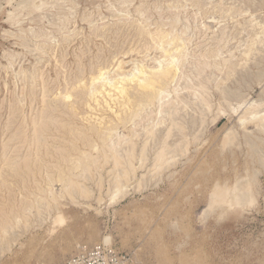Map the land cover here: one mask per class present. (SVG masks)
I'll use <instances>...</instances> for the list:
<instances>
[{"label": "rangeland", "instance_id": "obj_1", "mask_svg": "<svg viewBox=\"0 0 264 264\" xmlns=\"http://www.w3.org/2000/svg\"><path fill=\"white\" fill-rule=\"evenodd\" d=\"M17 1L21 0H0V221L6 222L12 215L23 212L22 200L32 199L41 188L47 191V195L51 190L59 193L62 184L58 181L50 183V180L55 179L61 168L74 164V159L69 165L62 163L61 153L56 150L64 144L60 132L57 134L54 129L46 132L51 148L42 152L30 150L22 138L21 131H28V123H32L43 107L45 91L50 90L49 100L59 99L56 100L58 110L54 112L57 118L70 119L67 116L71 113L62 106L58 96L65 85L72 87L73 81L81 75L86 76L83 82H88L91 72L105 65L108 76L113 77L118 73L117 64L122 59L126 62L124 71H130L136 67L135 63L153 66L157 59L164 58L158 40L155 42L140 35V22L147 23L146 27L151 30L158 27L167 30L171 29L172 19L178 18L180 21L173 33H182L185 27L189 28L187 35L190 33L191 44H187V49L190 54L171 87H183L190 79L197 83L205 76L210 93V100H207L212 108L203 110L202 104L195 101L196 97L183 90L189 105H179L176 117L184 123L190 141L187 154L175 152L172 159L176 162L171 161L159 168L161 171L153 167V159L164 140L169 121L162 124L156 137L159 140H149L151 149L149 144L146 149L149 160L144 161L147 163L142 167L139 166L141 161L134 159L138 166L136 175L133 173L130 179L123 180V185H127L123 189L124 195L117 196L113 203L111 195L115 184L111 183L112 177L121 169L112 170V162L105 163L101 159L99 165L103 167L87 182L94 195L77 196L76 199L65 195L57 202L56 199L50 200L51 205L44 204L39 211L32 208L30 213L34 214L31 213L29 227L23 225L14 229L0 244L1 247L4 245L3 250L0 249V264H64L81 246L105 242L106 235L112 237L107 243L130 253L138 264H264V163H261L264 161V131L262 133L252 121L246 120L242 125L239 121L240 116L248 115L251 110L264 113V42L260 41L264 39V0H43L49 8L34 14L22 11L19 15L21 23L14 25L8 12L19 5ZM254 38L253 51L247 57L245 51ZM206 62H210L206 72L196 76V68ZM24 71L29 78H25ZM223 85H227L224 89L229 86L230 89L225 91L232 93H227L224 102L220 90ZM73 97L70 100H76L80 113L72 120L78 126L87 122V114L93 113L96 119L101 115L109 118L114 116L111 110L119 109L115 104L113 109L104 104L92 112L83 105L81 95ZM190 103L192 107H189ZM154 110L155 107L150 106L147 112H142L143 116ZM84 111H88L87 114ZM184 117L186 123L181 120ZM201 121L205 123L201 124ZM141 126L138 127L139 133H143L136 139L137 157H140L146 137ZM176 131L177 134L173 133L175 137L172 135L168 139L170 143L183 138ZM230 132L236 140L233 138L234 141L226 143ZM122 133L127 134V128L121 126L118 135L122 136ZM254 148L258 151L252 150ZM26 163L29 168L25 167ZM249 177H254L255 184L257 182L251 193L254 194V203L243 201L244 204L239 206L218 204L210 212H203L216 186L227 189L231 186V191L241 183L242 186H237L240 189ZM99 179H102L100 187L97 185ZM62 218L64 220L60 223Z\"/></svg>", "mask_w": 264, "mask_h": 264}, {"label": "bare ground", "instance_id": "obj_2", "mask_svg": "<svg viewBox=\"0 0 264 264\" xmlns=\"http://www.w3.org/2000/svg\"><path fill=\"white\" fill-rule=\"evenodd\" d=\"M7 1H10V0H7ZM11 1H14V0H11ZM21 1H23V0H21ZM21 1H17V2H20V3H18L19 5L14 9V11H12V12L9 11L8 12L10 18L12 19V22L11 23L14 24V25H18V24L21 23V20L19 19V15H20V13H22V11H26L27 14H34L35 12H38V11H41V10L44 11L45 9L49 8L47 6V3L46 2H43V0H40L39 3L36 2V0H24L23 2H21ZM8 3H10V2H8ZM50 7H52V6H50ZM178 7H179V5H178ZM54 8H55V5H54ZM52 13H54V12H52ZM177 17H178V15H177ZM150 20L151 19H149V21ZM178 21H180L178 18L172 19V22H171V25H170L171 26V29H167V30H165V29H163L161 27H158L156 30H151V29H149V28L146 27L147 26V23L144 24L143 22H140L141 25L138 26V31H139L140 35L141 36H144L145 38L148 37V38H150V39H152L154 41L155 40H158L161 43L159 45V48H160L161 53H162V56L164 58L157 59L158 61H157V63H155V65H153V66H147L145 63L139 62V63H135L136 64V67H134L132 70H130V71H124L123 65L126 62H124L123 59H122V61L118 62V64H117L116 70L118 71V73L115 76H113V77H109L108 76L107 69L105 67L106 65H105V66H101L98 69L92 71L91 72V76H90L88 82H85L86 80L83 82L84 77H86V76L82 77V75H81V77H78L77 80L75 79L76 81H73L75 83H74V85L72 87H68V86L65 85V88L62 91L59 92V95L58 96H60V103L61 104L63 103L62 106L66 108V110L68 111V113L69 112L71 113L70 115L67 116L70 119H66L65 117H60V119H59V117L57 118L58 115H56L54 112L58 110L57 109L58 108V104L56 103L57 102L56 100L58 98H56L55 100H53V98H52L53 101L52 100H49L48 98H50V97L47 98V96L50 95V94L48 95V93L50 92V90H48L47 92L45 91L43 93V95H44L43 105H42L43 107L40 109V111H38L37 115L32 119V121H31L32 123H28V131L26 129H24V130L21 131L22 138L24 139V142L27 144V147L30 148V150L36 151V152H42L45 149L48 150L49 148H51V147H49V144H48L45 136H46V134H48V133H46L47 131L48 132L49 131H53V129H54V130L58 131L57 134H59V132H60V134H62V135H60V137L63 136V138H64L62 140L64 142V144L62 143V145H60V147L58 146L56 148V150L59 153H61L60 154V158L62 160V163L64 161L65 163H67L69 165V162L72 159H74V164L72 166H67L66 165L65 167L61 168L62 170L60 172H57V174H56L57 176L55 177V179L54 180H50V183L51 182H54V181H58V182H60V184H62V189H61V191L59 193H56L53 190H51L50 191V194L47 195V191L41 188L40 189V193L37 194V195H34V197L32 196L33 197L32 199L22 200L23 201V205L22 206H24V208H23L24 211L23 212H21V213L18 212L16 214L12 215L9 219H7L6 222L0 221V244L3 243L6 240L8 234L11 231H13L14 229H16L18 227H21L23 225L26 226V227L27 226L29 227L28 222H29V219H30V216H31V213H32V212L30 213V210L32 208H37V211H39L40 210V207L43 206L44 204H46L49 207L51 205L50 202H52L50 200L56 199L55 202H57L58 198H60L62 196H65V195H68L72 199L73 198L76 199L77 196H81V197L82 196L83 197H90L91 196L92 197V195H94V193L92 192V189L89 187V185H87V182L89 180L91 181V178L94 177V172H99L100 168L103 167V165H99L101 159L105 163L112 162V165H113L112 170H114L115 168H120L121 169V171H118L117 173H115V175L113 177L111 176L113 178V180H112L111 183L112 184H115V189L113 190V193L111 195V200H112V203L114 201H116L118 199L117 196H119L120 194H122L123 191H124L123 189H125V186H127L125 184L123 185V183H122L123 180H128V177L130 179V175L133 174V173H135V171L138 168V166L136 167V165L134 163V159L135 158H138V160L141 161L140 163H142L139 166H142V167H143V163H145V164L147 163V162H144V161L149 160V158L148 159L146 158L147 157L146 156V154H147L146 153V149L148 147V144L150 143L149 140H151V139L152 140L153 139L159 140V138H156L157 135H158L159 127L162 124H166V122H168V121H169L168 122V125L165 128L166 129V132H165V135L163 137L164 140H163L162 144L160 146H158L159 148H157L158 150L156 151L155 158L153 159L154 160V166L153 167H156L157 170L159 168L162 169V168L165 167L164 165H167V164L169 165V163L171 161H173L172 157H174L177 154L178 151L180 153L181 152L182 153H186L187 149L189 148L188 146H189L190 141L188 140V136L185 133L187 131H185V125H184V123H180L181 121H178L179 119H177V117H176V114L180 110L179 109V107H180L179 105L183 104L182 105L183 107H187L189 105V102L186 99V95L187 94L184 95L185 92H183V90H185V91L187 90V91L191 92V95H193V96L196 97V100L195 101H197V102L199 101V103L202 104V106H200V107H202L203 110H205L207 108H210L211 107V104L207 100V99L210 100V98H208L209 97L208 95L210 93L208 94L209 91L207 89H209V88H208V85H207V83H208L207 80H204V77L205 76L203 78L201 77L202 79H200V77H199L198 79H200V80H198L197 83H195L194 81H192L190 79L189 81L186 80V83H185V85L183 87H181L180 85H175V86L171 87L172 86L171 83L174 82V81H177L179 72L185 66V64L187 62V59H188V54H190L188 52V49H187L188 48L187 47V44L188 43L191 44V41H190L191 40L190 39L191 36L190 37L188 36L190 33L188 32L189 34L187 35V31H190V30H188L189 28L185 27L184 30L182 31V33H177V32L176 33H173V31L175 32V30H173V29L176 26V24L178 23ZM262 21H264V20H262ZM254 25H255V23H254ZM12 27H14V26H12ZM167 27H168V25H167ZM263 28H264V26H263ZM15 29H17V28H15ZM248 31H250V29ZM251 31L253 32V30H251ZM191 32H192V30H191ZM263 32H264V29H263ZM248 35H250V34L248 33ZM260 36H262V35H260ZM262 37H264V36H262ZM18 38H20V37H18ZM260 41L261 42H264V39H261ZM31 42H32V40H31ZM255 42H256V40L254 38L252 40L251 45L249 44L250 46L248 47L247 51H245V56L248 57V56L251 55V52L253 51V45L255 44ZM246 43H247V41H246ZM27 44L28 43H26V46H27ZM35 47L33 48V50L36 49ZM37 47H38V45H37ZM40 49L41 48L39 47V50ZM260 49L262 50V48H260ZM261 50L258 49V51H261ZM240 52H242V51H240ZM257 52H255V53H257ZM255 53L253 55H255ZM259 53H261V52H259ZM230 54H232V53H230ZM255 59H253L254 62H255ZM228 60H230V59L228 58ZM226 62H227V60H226ZM243 62H241V63H243ZM227 63H225V64H227ZM229 63H231V62H229ZM245 63H249V62H246L245 61ZM209 65H210V62L209 63L208 62L201 63L199 65V67L196 68V70H197L196 76L202 75V73L206 72L205 69L207 67H209ZM244 65H246V64H244ZM222 67H223V65H222ZM83 68H82V70H83ZM93 69H94V67H93ZM194 69H192V70H194ZM215 69H216V67H215ZM215 69H213V70H215ZM232 69H233V67H232ZM228 70H230V69H228ZM79 72L81 73V71H79ZM210 72H212V71H210ZM210 74H212V73H210ZM210 74H208V76ZM227 74L229 75V73H227ZM203 75H206V73L203 74ZM24 76H25V78H29V75L27 74L26 71H24ZM193 77H195V76H193ZM72 80H74V79H72ZM183 80H184V78H183ZM191 82H194V83H191ZM180 83H181V81H180ZM183 84H184V82H183ZM224 86L225 85H223V88L220 89L221 90V93L223 94V97L225 98L223 100V102L226 101V99H227V93H229V92L231 93V91H229V90L228 91H225L226 89L229 88V86L226 89H224V88L227 85L225 87ZM32 87H33V85L31 86V88ZM217 89H219V88H217ZM236 91H237V89H236ZM53 92H55V91H53ZM172 93H174V95H171ZM237 93H239V92L237 91ZM77 95H81L82 96V98H83V102H82L83 105L87 106L89 109H91V111L94 110V109L95 110L98 109V106L99 107L104 106V104L106 106H108L109 108H111V109H113V107H115V106L117 108H119V109H118V111L117 110H115V111L114 110H111V111L114 112L113 113L114 116H112V117L109 116V118H105V116L103 117V115H101L97 119L95 118L96 117L95 115H94V117L92 116L93 113H90L88 115L87 114L88 111L87 112L84 111L85 114H87V116L85 117V119H86L87 122L86 123L84 122L82 125L78 126V125H75V123L73 122L72 119H73V116H76V115H78L80 113L78 111L79 110V106L76 104L77 103L76 100L75 101L74 100H70L73 96H77ZM100 95H101V97H100ZM55 96H53V97H55ZM188 96H190V95H188ZM228 97H230V96H228ZM235 97L237 98V96H235ZM75 99H77V98H75ZM78 100L80 101V99H78ZM111 102H113V104H111ZM58 103H59V101H58ZM192 103H193V101H192ZM226 103H229V101L226 102ZM114 104H115V106H113ZM190 105H191V103H190ZM150 106H154L155 107V110L149 112L148 114H146V116H143V113L142 112H145L147 110V108H149ZM229 106L230 105H228V107ZM257 106H258V104H257ZM189 107H192V105L189 106ZM105 108H107V107H105ZM220 108H221V106H220ZM101 109H104V108H101ZM200 109L201 108H199L198 110H200ZM231 109L232 110H236L235 107H232ZM210 110H212V109H210ZM98 112H100V111H98ZM188 112L189 111H187V113ZM259 112L258 111H255V110H251L250 112H248V115L244 114V115L240 116L239 121L241 122V125L242 124H245L246 120H249V122L252 121L254 123V126H256L263 133V131H264V113L262 114L261 112L260 113ZM65 113H67V112H65ZM81 113H83V112H81ZM192 113H193V111L191 112V114ZM205 113H208V110ZM60 115H62V114H60ZM184 115L186 117V113ZM147 116H148V118L146 119L145 117H147ZM179 116H180V114H179ZM185 117L184 118H181V120L185 119ZM190 117H191V115H190ZM200 118H199V120H200ZM92 119H95V121L94 120L92 121ZM193 119H195V118H193ZM142 121L144 123L141 126V122ZM191 121H194V120H191ZM183 122H185V121L183 120ZM202 122H204V121H201V124H202ZM193 123L194 122H192V124ZM25 124H26V122H25ZM121 126L127 128V130H128V133L127 134H123L122 133L123 134L122 136L120 134L118 135V129ZM139 126H141V127L144 128L143 130L145 131L146 137H145V140L143 139L144 142H143V144L141 146V150H140V153L141 154H140V157H137V148H138V144L137 143L138 142H137L136 139L138 138V136H141L142 135V134L140 135V133H143V132H140L139 133V129H138ZM192 126H194V124ZM201 126H203V125H201ZM195 127H193V129ZM189 128H190V126H189ZM160 130H162V129H160ZM174 130L175 131L178 130V132L181 133V135H183V138L181 140H175V142L170 143L168 141V139L172 135L174 136V134H177V133L174 132ZM26 131L28 132V135L26 134ZM30 131H32V134H29ZM162 133H163V131H162ZM200 133H201V131H200ZM13 136L15 137V135H13ZM195 137H197V136H194V138ZM226 137L227 138H226L225 141H226V143H228V142H231V140H233V138L235 136H233L231 134V132H230V134H228V136H226ZM236 138H238V137L236 136ZM199 139H200V137H199ZM20 140H21V138H20ZM234 140H236V139L234 138ZM259 141H260V139H259ZM77 142H79V143H77ZM19 143H21V142H19ZM53 145H56V144H53ZM225 146H226V144H225ZM256 146H258V145H255V147ZM18 147H20V146H18ZM54 147H56V146H54ZM148 148H150V144H149V147ZM152 148H153V146H152ZM18 149H20V148H18ZM255 149L257 150V148H254L252 150H255ZM261 151H262V149H261ZM175 152H176V154H175ZM6 153L8 154V152H6ZM21 153L22 152H20V154ZM171 153H172V156H169V154H171ZM74 154L76 155V157H73ZM181 155H184V154H181ZM253 156H255V155L253 154ZM6 159H8V158L6 157ZM258 160H260V159L258 158ZM174 161L176 162V160H174ZM261 161H263V160H261ZM261 163H264V161L261 162ZM14 164H17V163H14ZM171 164H173V163H171ZM48 165H50V164H48ZM8 166H10V165H8ZM25 167L26 168H29V163H26ZM153 167H152V169H155ZM59 169H58V171H59ZM76 170H79V172H76ZM135 175H136V173H135ZM144 175H146V174H144ZM132 177H133V175H132ZM247 179H248V180H246L247 182H245V184L243 183L244 185L240 189L237 188V186H239L241 183L238 184V185H236L235 187H233V189L231 188V191L229 190L231 186L228 187L229 189L224 188L222 186H216L215 190H213V192L211 194L210 203H209L208 207L206 209H204L203 212H205V213H207V211L210 212L212 209H215L214 207L216 205L219 206L218 204H221V205L222 204L232 205L234 203L235 205L238 204V206H239V204L241 205V203L243 201L246 202V203L247 202L254 203L252 201L253 200V197L252 196L254 194L251 195V193H252V190H253V187H254V184H255V180H254V177L253 178L249 177ZM101 181H102V179H99L98 182H97V185H99V187L102 184ZM138 184H141V183H138ZM235 184H236V182H235ZM256 184H257V182H256ZM240 186H242V185H240ZM112 187H114V186H112ZM109 189H112V188H109ZM48 193H49V191H48ZM123 195L124 194H122V196ZM252 203H250V204H252ZM242 204H244V203H242ZM228 205H227V208L230 207ZM224 206H226V205H224ZM28 210H29V213H27ZM11 213H13V212H11ZM33 214L34 213H32V215ZM202 216H204V215H202ZM63 220L64 219L62 218V219H60L59 222L62 223ZM22 231H23V229H22ZM103 239H104L105 242H109V241H111L112 237L110 235H106V236H104ZM2 247L0 246V249ZM7 247H4V248H7ZM1 250H3V249H1Z\"/></svg>", "mask_w": 264, "mask_h": 264}, {"label": "built area", "instance_id": "obj_3", "mask_svg": "<svg viewBox=\"0 0 264 264\" xmlns=\"http://www.w3.org/2000/svg\"><path fill=\"white\" fill-rule=\"evenodd\" d=\"M64 264H138L128 252L120 251L111 243L81 246Z\"/></svg>", "mask_w": 264, "mask_h": 264}]
</instances>
